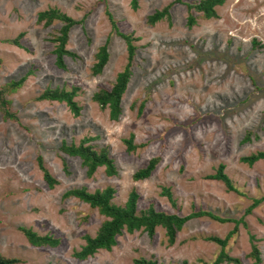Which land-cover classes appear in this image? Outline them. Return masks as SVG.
I'll return each mask as SVG.
<instances>
[{"label": "rangeland", "instance_id": "374dc122", "mask_svg": "<svg viewBox=\"0 0 264 264\" xmlns=\"http://www.w3.org/2000/svg\"><path fill=\"white\" fill-rule=\"evenodd\" d=\"M200 1L137 0L134 8L132 0H0V88L26 78L6 96L16 119L0 112L1 255L19 259L17 264H135L141 257L157 264H212L221 246L209 238L224 239L236 226L195 217L173 244L162 227L153 236L123 230L112 250L80 260L74 252L106 218L63 194L111 186L113 203L120 206L137 191L138 212L153 207L187 216L201 210L239 220L226 252L240 264H256L249 255L253 237L257 264H264V159L253 165L241 160L264 151V0H227L210 19L188 9ZM167 7L169 15L151 25L149 16ZM48 9L79 21L67 42L76 57L64 56L63 68L53 41L63 23L37 20ZM190 14L196 18L192 26ZM112 20L137 46L117 120L93 99L111 90L128 63L126 41ZM106 43L109 60L94 74L95 54ZM47 88L76 89L79 116L64 102L38 99ZM131 136L134 150L128 149ZM84 138L108 151L116 175L100 167L89 177L79 157L61 150L63 143ZM155 157L159 162L150 177L135 181L133 174ZM39 158L58 181L54 187L45 181ZM221 165L236 190L211 178ZM255 200L260 202L248 211ZM22 227L59 238L60 244L35 247Z\"/></svg>", "mask_w": 264, "mask_h": 264}, {"label": "trees", "instance_id": "16d2710c", "mask_svg": "<svg viewBox=\"0 0 264 264\" xmlns=\"http://www.w3.org/2000/svg\"><path fill=\"white\" fill-rule=\"evenodd\" d=\"M181 2V0H176ZM227 0H201L198 3L187 4L188 9L197 10L202 13V16L210 19L218 17L216 7L223 5ZM134 8L137 6V0H132ZM169 15V7L162 11H157L155 14L149 16L148 21L151 25L155 24L159 20H162L165 16ZM111 17V16H110ZM39 23H44L49 26L54 21L58 20L63 23L58 35L53 37L55 42V55L56 62L59 67H65L64 56L68 55L76 57V55L67 49V42L69 39V33L71 28L79 23L78 20L73 19L71 16L61 12L58 9H48L38 13L37 18ZM196 21L193 14H190L188 23L192 26ZM113 28L119 33L126 41L128 50V63L123 71H121L116 79L115 84L111 90L102 89L96 92L93 96L95 102H97L103 109L109 108L110 117L113 120H117L121 114V100L129 84L132 71V62L137 51V46L134 44L135 39L132 35L122 34L118 31L116 23L112 20ZM18 43V40H16ZM95 64L92 71L94 74H99L103 71L105 65L109 60L108 43L99 47L95 54ZM1 63V60H0ZM25 77L18 81H11L0 88V112L5 118L16 119V116L11 112V102L6 98L7 94L15 92L21 87L25 81ZM77 90H66L65 88H47L39 97L40 100H51L64 102L68 105L70 110L75 116H79L81 107L78 102L75 101ZM249 138V136L247 137ZM91 138H84L78 144H66L63 143L61 150L69 156L79 157L83 166L86 167L87 175L93 176L98 168L104 167L108 176H114L117 174V169L114 164V160L110 158L106 149H96L89 144ZM133 136L127 140L128 149L134 150L137 146L133 144ZM264 159V151L253 153L249 156L242 157L241 160L248 165H253L255 162ZM159 162V157L152 158L145 168H142L133 174L135 181L144 180L152 174ZM39 165L44 173V179L50 187H54L58 181L49 173L44 167L42 158H39ZM212 179L220 180L224 182L229 190H236L228 175L224 172V166L221 165L216 174L211 176ZM163 193L171 199V192L168 188H165ZM115 195V189L108 186L104 189H98L94 192L88 191L86 188H73L66 191L63 194L64 198L75 197L82 202L90 205L91 208L97 209L98 212L106 219L103 221L101 227L97 231L95 236L86 235L84 237L85 244L80 250L74 252V256L80 260L87 259L93 256L101 249L112 250L117 244V236L120 235L123 230L129 233H134L136 230L145 231L149 236H153L157 227H162L166 231L169 243L175 242L177 232H179L184 225L192 218L199 216H209L213 219L220 220L222 222L234 221L235 228L224 238L210 237L209 239L216 242L221 246V251L215 261L212 264L235 263L240 264L238 258L231 257L225 250L228 242L233 234L237 231L239 220L224 219L214 215L212 212L198 211L192 212L187 216H179L177 214H168L162 211H156L153 207H150L141 212L137 211V201L139 194L137 191L132 190L129 194L125 204L120 206L113 203ZM260 201L255 200L254 204L248 209L255 207ZM174 203V202H173ZM24 235L29 243L35 247H57L60 244V239L50 234L40 235L31 228L22 227ZM254 238L251 241L250 257L255 259V263L261 261L260 253L257 245L254 243ZM20 260L17 258H8L0 254V264H17ZM135 264H157V261L152 259H145L143 257L135 259Z\"/></svg>", "mask_w": 264, "mask_h": 264}, {"label": "bare ground", "instance_id": "6f19581e", "mask_svg": "<svg viewBox=\"0 0 264 264\" xmlns=\"http://www.w3.org/2000/svg\"><path fill=\"white\" fill-rule=\"evenodd\" d=\"M213 50V49H212Z\"/></svg>", "mask_w": 264, "mask_h": 264}]
</instances>
